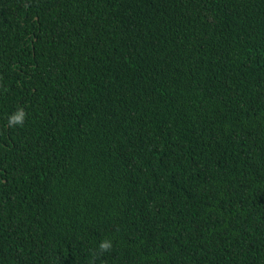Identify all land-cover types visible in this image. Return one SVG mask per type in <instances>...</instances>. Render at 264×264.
<instances>
[{"label": "trees", "instance_id": "obj_1", "mask_svg": "<svg viewBox=\"0 0 264 264\" xmlns=\"http://www.w3.org/2000/svg\"><path fill=\"white\" fill-rule=\"evenodd\" d=\"M0 264H264V0H0Z\"/></svg>", "mask_w": 264, "mask_h": 264}, {"label": "clouds", "instance_id": "obj_2", "mask_svg": "<svg viewBox=\"0 0 264 264\" xmlns=\"http://www.w3.org/2000/svg\"><path fill=\"white\" fill-rule=\"evenodd\" d=\"M24 112L18 109L15 113L9 116L8 124L9 125H22L24 121ZM111 242L108 240L101 241L99 244V250L101 252L107 251L111 248Z\"/></svg>", "mask_w": 264, "mask_h": 264}]
</instances>
